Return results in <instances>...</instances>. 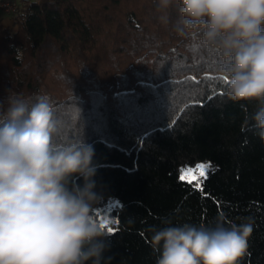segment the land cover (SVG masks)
<instances>
[{"label": "trees", "instance_id": "1", "mask_svg": "<svg viewBox=\"0 0 264 264\" xmlns=\"http://www.w3.org/2000/svg\"><path fill=\"white\" fill-rule=\"evenodd\" d=\"M22 0L0 6V100L46 94L56 142L91 145L103 204L118 197L109 264H156L152 229L251 222L239 264H264V142L226 95L218 58L176 31L175 0ZM211 160L203 183L180 166Z\"/></svg>", "mask_w": 264, "mask_h": 264}, {"label": "clouds", "instance_id": "2", "mask_svg": "<svg viewBox=\"0 0 264 264\" xmlns=\"http://www.w3.org/2000/svg\"><path fill=\"white\" fill-rule=\"evenodd\" d=\"M173 0H159L164 24ZM176 31L219 60L226 95L256 102L245 123L264 142V0H175ZM46 94L0 100V264H109L110 234L94 210L103 199L94 151L83 136L56 142ZM153 228L156 264H239L251 222Z\"/></svg>", "mask_w": 264, "mask_h": 264}, {"label": "rangeland", "instance_id": "3", "mask_svg": "<svg viewBox=\"0 0 264 264\" xmlns=\"http://www.w3.org/2000/svg\"><path fill=\"white\" fill-rule=\"evenodd\" d=\"M12 1L16 2L17 6H18V5H20L22 0H12ZM3 10H4V12H2V13H4L6 15V18L4 21L8 24H11L12 19L10 17L12 16L13 12L12 11H6L4 8H3ZM208 162H211L212 168L215 167V164L211 160H199L193 164H182L180 166V170L182 168H187V167L194 168L199 163H208ZM193 183H196V181H193ZM120 205H121V201L118 197H109L106 200V202H104L103 204H101L95 208L94 215L101 222V225L104 224V222L106 220L108 221L107 224H104L103 228L105 230H107L108 228H112L113 230H115V228L117 227L118 217L114 213V210H115V208H117Z\"/></svg>", "mask_w": 264, "mask_h": 264}, {"label": "snow or ice", "instance_id": "4", "mask_svg": "<svg viewBox=\"0 0 264 264\" xmlns=\"http://www.w3.org/2000/svg\"><path fill=\"white\" fill-rule=\"evenodd\" d=\"M210 171H214L211 162L199 163L194 168H182L178 179L180 181H186L188 184H193V181H196L194 188L203 194V183L208 179ZM107 223L108 221L106 220L104 224ZM104 224H102L101 227H104ZM107 231L112 232L113 229L108 228Z\"/></svg>", "mask_w": 264, "mask_h": 264}, {"label": "built area", "instance_id": "5", "mask_svg": "<svg viewBox=\"0 0 264 264\" xmlns=\"http://www.w3.org/2000/svg\"><path fill=\"white\" fill-rule=\"evenodd\" d=\"M0 5L6 10V11H12L15 12L18 9L17 3L12 0H0Z\"/></svg>", "mask_w": 264, "mask_h": 264}]
</instances>
